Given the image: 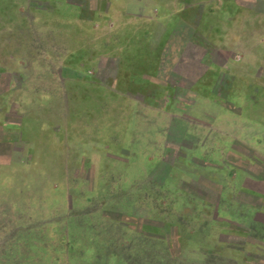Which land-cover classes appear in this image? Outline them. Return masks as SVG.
<instances>
[{"label": "rangeland", "instance_id": "obj_1", "mask_svg": "<svg viewBox=\"0 0 264 264\" xmlns=\"http://www.w3.org/2000/svg\"><path fill=\"white\" fill-rule=\"evenodd\" d=\"M99 1H68L85 9L81 18L90 26L78 33L81 62L59 67L55 58L40 60L56 49L36 42L42 33L30 26L64 18L69 26L74 10L67 7L66 17L58 15L59 0H0V47L9 52L17 46L25 59L17 65L19 89L3 98L0 120V264H264V181L245 182L254 192L248 194L210 169L222 153L226 163L259 172L264 144L254 143L256 130L248 123L225 113L217 118V110L203 105L210 101L236 115L235 101L246 100L249 114L255 94H263L256 98L264 103V45L252 46L254 35L239 30L255 20L264 24V0H109L107 8H121L117 16L89 15ZM180 7L186 11H167ZM143 20L161 40L155 49L160 82L172 83L174 91L153 99L155 111L143 112L148 126L132 122L148 135L147 144L124 148L128 97L118 92L127 71H136L124 63L123 43L141 34L128 27ZM205 24L206 33L197 30ZM27 41L35 43V63H26L20 47ZM176 68L193 73L195 96L185 94L192 83L177 79ZM39 71L47 74L32 80ZM107 81L115 83L114 95ZM226 85L228 97L218 90ZM214 86L210 97L197 94ZM5 88L3 79L0 91ZM132 98L142 103L143 97ZM138 105L129 104L141 114ZM153 125H162L161 144L154 142ZM43 128L45 135L38 132ZM206 151L216 157H203Z\"/></svg>", "mask_w": 264, "mask_h": 264}, {"label": "crops", "instance_id": "obj_2", "mask_svg": "<svg viewBox=\"0 0 264 264\" xmlns=\"http://www.w3.org/2000/svg\"><path fill=\"white\" fill-rule=\"evenodd\" d=\"M12 1H19V0H12ZM29 1V0H28ZM59 9H58V15L62 16V14H66L67 17V13L65 10H74L75 12V23H69L70 25L68 26V23L66 21V19L64 18V20H58L57 24H53L50 26L49 25H42V24H35L33 21V25L30 26V28H34L35 31L42 33V35L38 36L36 39L38 43H42V46L45 47H49L53 46L55 50V52H52L50 55L49 53L45 52V55L39 56L40 60L45 62V59L50 58V59H57V63L60 64L59 67H63L65 66L67 63H71V61H73V63H79L81 62L83 53H82V48L84 47L82 44V40L78 37V33L83 32L87 26L90 25H85V23L82 21V16L84 13V10L80 8V5L77 4L76 2H68V1H77V0H59ZM82 1V0H80ZM83 1H88L89 0H83ZM93 1V0H91ZM95 1V0H94ZM106 0H100L99 4H96L95 7L92 6V8H90L91 12L89 13V15L91 14H95L97 17L102 16H107V15H112L113 17L117 16V14H119L120 9H118V13L115 12L114 8V3H112V13H111V5L109 8L106 7V4H108V1ZM114 1V0H112ZM154 3H161L160 1L163 0H153ZM87 4H90L87 3ZM31 6V5H30ZM29 4L27 7V10H31ZM68 7V9H66ZM105 10L106 8V12L103 11V9ZM184 7H181L179 9L175 10H171L168 9V12H177L179 10H185L183 9ZM34 10V8L32 9ZM81 10V11H80ZM43 11V10H42ZM45 11V10H44ZM157 11V10H156ZM251 12H254L253 14L255 15L256 12H259V9H252ZM34 13V12H33ZM86 13L88 14V12L86 11ZM28 14V13H27ZM1 15V13H0ZM126 15V14H125ZM203 15H205L203 13ZM260 15H264L263 13ZM79 17V18H78ZM143 22H148L147 20H143L141 21V23L143 24ZM137 24L135 23L134 25L130 24L129 25V31L133 32L131 30H133L134 28H138L139 27V31L141 34H139V36L134 39V37H128L127 40L124 41L123 43V60L125 64H129L131 69H134L136 72H130V69L127 71V81H126V87H124L123 92H118L121 95H123L124 97H128V99H126V103L124 104V110H123V120H125L122 124H121V131H122V135H123V140L122 143L124 144V148L127 147V145L131 146V145H138L141 149V145L147 144L148 142V135L146 137H142V132L138 133L136 131V129L134 128L135 126H132V122L137 123V124H142L144 122H146V126H148V121H147V116L143 115V112L147 111L151 112V111H155V106H154V98L157 96H163V95H173V91H174V85H172V83L168 86L167 83L164 82H160V80H162L158 74V68L157 67V63H158V57H159V51H155V49H157L161 43L160 39H155L152 38L151 34H152V27H149V25H147V23L145 24ZM239 26V25H237ZM242 28H239V30L242 31H250L252 33V35H254V44H252V46H259V43L261 44V46L264 45V35H258V33H264V24L262 23H258V20H255L249 27L246 25H242ZM14 28V27H13ZM11 29L12 31H15L14 29ZM68 28L72 29V33L73 36L75 35V39H69L68 38ZM121 28H123V31H126L127 25H123ZM157 28L160 32H162V26H157V24L154 25V29ZM210 28V27H208ZM69 29V30H70ZM197 30L203 31L204 33H206V24L203 27H199L197 28ZM215 30H217L215 28ZM48 31V33L54 32V33H58L55 34L53 36L44 34V32ZM128 31V30H127ZM33 32V31H32ZM61 33V34H60ZM149 33V34H148ZM13 37V36H12ZM98 42H96L95 44H97ZM101 44L103 45L102 47L107 46V48L110 47V43L107 42L104 46V43L101 42ZM34 41L33 43H28L27 41V45L23 46L20 45V47L25 48L26 54L28 57H26L27 62H31V63H35V57H36V53L32 50L34 48ZM176 45H171V50H173L175 48ZM18 47L16 46V48H12L11 51H7L6 47L1 46L0 47V81L1 80H5V85H6V91L5 93H3L2 91H0V120L2 119V113L3 111L6 110L5 104L3 103V98L6 97L7 94H14L16 91H18L19 89V83H16L18 81L15 82V78L19 76V66L17 67V65L22 64L23 63V56L24 55H20V51H18ZM69 49V50H68ZM177 49V47H176ZM32 54V55H31ZM31 55V56H29ZM6 57L5 59H3V57ZM262 56V55H261ZM259 57H256L255 60L257 61ZM32 59V60H31ZM25 60V59H24ZM259 60V59H258ZM38 61V60H37ZM135 62V63H134ZM178 62L179 59L176 60V67L178 66ZM259 62V61H257ZM261 62V61H260ZM13 65V66H6L4 67L3 65ZM129 67V66H128ZM176 75H177V79L181 80H185L186 83L189 84V82H193L194 81V76L192 72H179L177 71L176 68ZM41 71L38 72V74L32 75L30 76V78L35 79L36 76L39 77L41 74L45 75L46 72L41 73ZM225 76L228 77L229 75H227L226 72ZM47 74V73H46ZM19 78V77H18ZM29 79V78H27ZM179 84L176 83L175 84V88L176 90L178 89ZM82 88V86L80 87ZM106 90L110 91L108 93V95H114L115 94V83H110L107 81V84L105 85ZM27 90H33L34 89V85L33 83L31 84H27ZM214 89H216V87H212V88H207L206 93L203 91H199L200 94L203 97L208 95L209 97L211 95H214ZM225 90H222L221 88H219V91H222V95L228 90L227 85L224 87ZM185 90V94L186 95H191V96H195L196 95V87L195 84L192 83L190 86L186 87ZM203 90V89H202ZM261 92H263L261 90ZM44 94V93H42ZM227 97L230 94V90L227 91ZM243 95H246V93L244 91H242ZM45 95V94H44ZM263 94H255V99L251 98L249 99V103H250V114L248 113V111L246 110V100L241 101H235V106H237L239 108L238 114L233 115L230 111L228 110H222L220 107H217L216 105L212 104L210 101L207 102H203L204 106H207L208 108H212L213 110H217L218 113L216 115H218L217 118H220L222 114H227L228 117H235L236 119H240L241 122H245L248 123V125H250L252 128H254L256 130V132H254L253 136L251 139H253L254 143H256L258 146L259 145H263L264 144V134L262 135V132H264V103H259V101L261 99L256 98L257 96H261ZM143 97V100H141L142 103H138L136 104V102L134 100V98L132 97ZM130 97V98H129ZM131 102H133V104H135V106L138 105L139 108V112L141 114H139L137 111V108L133 107V109H131V107L129 106V104L131 105ZM128 108H126V106ZM4 106V107H3ZM109 106V105H108ZM115 105H110V109H114ZM38 107V106H37ZM251 108H253V114H251ZM44 110V109H42ZM95 111V110H92ZM98 111V110H97ZM125 113V114H124ZM133 113V116H132ZM135 113H138L135 114ZM217 118L215 119L214 122H217ZM133 119V120H132ZM219 121V119H218ZM240 122V123H241ZM161 124V123H160ZM34 123L32 124V130H33V126ZM108 127H112L113 130L112 132L110 131V134L114 135L116 133V129L113 126V122L112 125ZM98 127H95V131L97 132ZM153 134H154V142H156L158 140V142H160V144L162 143V125H159V130L157 129V125H153ZM111 130V129H110ZM34 131V130H33ZM39 133L42 134H47V129L43 128V130H41V132L38 130ZM138 133V136H137ZM137 136V139H133L134 136ZM33 137L32 136V141H33ZM192 149V148H191ZM190 151L188 150L186 157L189 159L190 156H194V152L193 149ZM211 152L206 151V153H204V155H202L203 157H206L210 160L214 159L216 157L215 154H210ZM262 154V158H264V153ZM124 157V156H123ZM123 161H125V159L123 158ZM149 162V161H147ZM146 162V163H147ZM214 164H217L214 168H210L211 170L215 171L216 173L219 172V175L223 176V174L225 175L226 178H230V183L229 186H232L234 189H238L240 191L246 192L248 194H253L254 192L251 191L250 188L245 186V182L247 183H261L260 181H264V169H261V171H256V172H247L245 170H242L241 168L235 166V165H231L229 163H226L223 159L222 153L219 155V159H218V163L214 162ZM125 165V164H124ZM127 171V169H126ZM173 169H170V174L172 173ZM129 175L133 174V170L130 171V173H128ZM143 171L140 172V176H143ZM260 180V181H259ZM226 181V180H225ZM223 182V184H227V182ZM253 207V206H252Z\"/></svg>", "mask_w": 264, "mask_h": 264}]
</instances>
